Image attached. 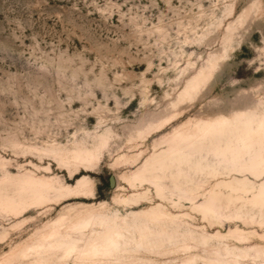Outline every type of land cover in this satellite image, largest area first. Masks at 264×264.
I'll use <instances>...</instances> for the list:
<instances>
[{
	"label": "rangeland",
	"instance_id": "obj_1",
	"mask_svg": "<svg viewBox=\"0 0 264 264\" xmlns=\"http://www.w3.org/2000/svg\"><path fill=\"white\" fill-rule=\"evenodd\" d=\"M248 109L264 123V0H0V264H264V172L227 133L132 178L176 127Z\"/></svg>",
	"mask_w": 264,
	"mask_h": 264
},
{
	"label": "bare ground",
	"instance_id": "obj_2",
	"mask_svg": "<svg viewBox=\"0 0 264 264\" xmlns=\"http://www.w3.org/2000/svg\"><path fill=\"white\" fill-rule=\"evenodd\" d=\"M216 65L217 62L210 61L209 65L202 67L180 93V98L183 100L192 97L198 91L200 85L212 77ZM248 110L251 112L247 110H236L232 115L220 114L212 118H201L197 120L196 123H194V126L198 129L201 136L195 140L191 138V135L184 133V125L176 127L162 140V142L167 143L175 141L176 144L168 149H162L160 152H154L151 156L147 157L142 165L133 172V180L158 181L153 178H157L159 175H154L150 172L155 173L154 171L156 169H163L165 165H169L176 159L180 160L181 145L179 143L181 140L187 139L186 144L191 148H200L212 135L215 134L221 137L226 133L228 134L226 139L218 138V140L220 139L221 141H224L223 147H225V149L220 148L222 149L220 155L229 161L231 167L234 169L248 170L254 175H261L264 172V155L261 152L264 149V123L262 121L257 122L254 126L256 121L254 118H257V114L252 109ZM170 119L171 118H167L158 123L149 125L147 133L161 130ZM89 154L90 152L85 150L83 157L86 158ZM28 181L33 185L35 189L33 190L38 197L43 196L46 188H52L48 181L44 183L41 182V180L36 181V179L31 176L28 177ZM86 183L87 179L86 177H83L78 181V187H83ZM242 187L246 188L248 186L243 185ZM242 187L238 186V188ZM215 198V196H212L211 202H209L212 203V206L215 204ZM251 201H264V181L261 182L258 192L253 194ZM120 236L121 233L119 232L110 233L106 235L100 243L95 244L92 250L96 252L104 251L105 253L114 249L118 250L121 248L119 241ZM75 247L76 244L70 242L67 249L73 250Z\"/></svg>",
	"mask_w": 264,
	"mask_h": 264
}]
</instances>
